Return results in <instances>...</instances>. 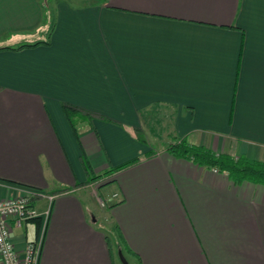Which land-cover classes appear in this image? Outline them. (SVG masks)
<instances>
[{"label":"crops","instance_id":"crops-1","mask_svg":"<svg viewBox=\"0 0 264 264\" xmlns=\"http://www.w3.org/2000/svg\"><path fill=\"white\" fill-rule=\"evenodd\" d=\"M52 6L50 31L41 0H0V200L33 195L39 216L12 229L15 249L41 239L37 264H120L121 245L130 264H264V185L166 151L264 162V0ZM63 103L89 116L69 122Z\"/></svg>","mask_w":264,"mask_h":264},{"label":"trees","instance_id":"trees-1","mask_svg":"<svg viewBox=\"0 0 264 264\" xmlns=\"http://www.w3.org/2000/svg\"><path fill=\"white\" fill-rule=\"evenodd\" d=\"M41 5L44 14L43 27L49 25L51 31L53 29V21L51 18L52 12L49 6H47V0H41ZM48 43L49 42L46 40L37 42L32 45H22L19 48L36 46L39 44L48 45ZM3 49L5 48H0V50ZM62 109L69 122H72V119H74L78 116V114L81 113L85 117L89 116V114H87L86 112L80 111L76 107L66 103L62 104ZM166 151L177 158L190 159L193 163L200 167H205L211 170H215L218 173L226 174L234 183L247 181L253 184L264 185V162L251 161L245 157L233 158L226 154L215 155L209 149H206L202 146L190 145L184 140L177 141L173 139V141L166 146ZM136 161L137 159L121 167L134 163ZM121 167H118L117 170ZM94 179H97V177ZM118 249L122 251L123 255H130V251L123 245L118 246Z\"/></svg>","mask_w":264,"mask_h":264},{"label":"built area","instance_id":"built-area-1","mask_svg":"<svg viewBox=\"0 0 264 264\" xmlns=\"http://www.w3.org/2000/svg\"><path fill=\"white\" fill-rule=\"evenodd\" d=\"M33 199V195H19L0 200V264H37L41 239L27 243L22 253L11 239L14 227L21 228L39 217ZM100 204L104 206L103 201Z\"/></svg>","mask_w":264,"mask_h":264},{"label":"rangeland","instance_id":"rangeland-1","mask_svg":"<svg viewBox=\"0 0 264 264\" xmlns=\"http://www.w3.org/2000/svg\"><path fill=\"white\" fill-rule=\"evenodd\" d=\"M56 0H47V4L49 5V8H50V10H51V18H52V21H53V23H54V8H53V6H52V4L55 2ZM153 121H151L152 122V124H154V129H155V131L157 132V133H159L158 132V130L160 129V128H164L165 130H169L170 129V126H171V119L170 118H159V119H152ZM155 120L157 121V122H155ZM155 122V123H154ZM164 130V131H165ZM162 134H163V138L165 137V135H166V132H162Z\"/></svg>","mask_w":264,"mask_h":264},{"label":"water","instance_id":"water-1","mask_svg":"<svg viewBox=\"0 0 264 264\" xmlns=\"http://www.w3.org/2000/svg\"><path fill=\"white\" fill-rule=\"evenodd\" d=\"M117 257L120 261V264H129V262L127 261L121 250H118Z\"/></svg>","mask_w":264,"mask_h":264}]
</instances>
